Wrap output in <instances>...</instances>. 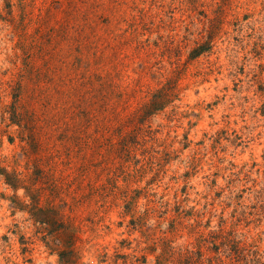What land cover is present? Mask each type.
<instances>
[{
	"label": "rangeland",
	"instance_id": "374dc122",
	"mask_svg": "<svg viewBox=\"0 0 264 264\" xmlns=\"http://www.w3.org/2000/svg\"><path fill=\"white\" fill-rule=\"evenodd\" d=\"M61 254L264 264V0H0V264Z\"/></svg>",
	"mask_w": 264,
	"mask_h": 264
},
{
	"label": "trees",
	"instance_id": "16d2710c",
	"mask_svg": "<svg viewBox=\"0 0 264 264\" xmlns=\"http://www.w3.org/2000/svg\"><path fill=\"white\" fill-rule=\"evenodd\" d=\"M201 49H198V50H196L194 53H196V54H199V53H201ZM155 105H158L157 103H155ZM149 106H152V103H151V105H149ZM159 107H161V106H159ZM158 107V108H159ZM157 109V108H156ZM10 182V181H9ZM42 222L44 221L45 222V220H41ZM63 257V254H61V259L63 260V259H65V263H67V264H73V260H70V258H62Z\"/></svg>",
	"mask_w": 264,
	"mask_h": 264
}]
</instances>
